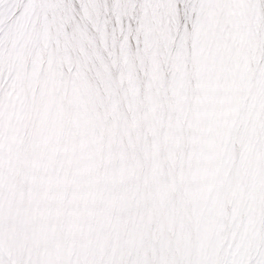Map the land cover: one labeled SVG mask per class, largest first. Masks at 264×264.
I'll list each match as a JSON object with an SVG mask.
<instances>
[{"label": "snow or ice", "instance_id": "obj_1", "mask_svg": "<svg viewBox=\"0 0 264 264\" xmlns=\"http://www.w3.org/2000/svg\"><path fill=\"white\" fill-rule=\"evenodd\" d=\"M0 264H264V0H0Z\"/></svg>", "mask_w": 264, "mask_h": 264}]
</instances>
